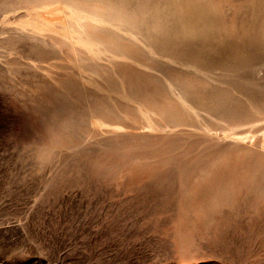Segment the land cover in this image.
<instances>
[{
  "label": "rangeland",
  "instance_id": "1",
  "mask_svg": "<svg viewBox=\"0 0 264 264\" xmlns=\"http://www.w3.org/2000/svg\"><path fill=\"white\" fill-rule=\"evenodd\" d=\"M216 2L232 36L259 38L262 0ZM63 13L0 0V264H264V109L236 107L238 138L230 117L207 134L148 126L176 108L159 66L178 91L210 80L101 58Z\"/></svg>",
  "mask_w": 264,
  "mask_h": 264
},
{
  "label": "bare ground",
  "instance_id": "2",
  "mask_svg": "<svg viewBox=\"0 0 264 264\" xmlns=\"http://www.w3.org/2000/svg\"><path fill=\"white\" fill-rule=\"evenodd\" d=\"M154 1L28 0L37 9L60 8L63 14L69 16L67 17L69 37L76 42L77 46L85 45L88 50L100 55L101 58L114 60L120 56H127L142 60L140 57L142 55L146 57V61L153 60L168 68H173L174 64L179 65L182 71L190 68L193 74L210 80V88L208 86L209 89L204 91L198 83L186 81V74L180 72L179 80L186 81V86L184 85L178 91L173 85L174 82L170 80V73H164L163 68L159 66L158 69L163 71L159 79L163 78L160 81L165 82V90L176 97L174 98L176 108L170 111L168 117L170 123L164 124L152 119L147 124L148 126L166 131L172 126L184 125L188 129L199 130L207 134L214 131L208 126L209 122L216 119L228 120L229 117L233 120L238 105L245 108L249 106L250 110L257 108L256 106L264 109V87L256 85L257 83L254 84L253 81L254 75L256 76L255 72L260 69L263 71L262 67H264V0H262V5L257 2L262 7L257 11L261 13L260 17H263L261 22L262 18L260 20L257 16L256 21L261 22L259 26L256 25L257 23L249 25V16L247 18L249 20L245 23L246 27L250 26L247 29L248 32L252 29V24L259 28H257L259 30L257 41L250 40L253 37H245L246 31L240 36L242 40L235 38L236 35L232 36L238 28L233 31L223 23L217 6H215L217 5L216 0ZM243 9L248 12L247 6ZM249 11L252 10L249 9ZM239 15L241 16L240 13ZM237 20L239 21L240 18ZM236 24L239 25V23ZM242 25L245 26L244 23ZM243 26L240 27L244 29ZM255 26H253L255 29H252L254 35L257 32ZM127 42L134 43L135 48L138 46L141 54L133 55L132 52L127 51L129 45ZM148 63L150 62H146ZM234 90L240 95L236 96ZM260 97L262 101L258 100ZM262 118L264 119V115ZM98 119L102 124L110 126L116 124L102 117ZM236 123L237 127L230 130L229 135L238 138L245 132L239 126H245L251 123V120L241 119L236 120Z\"/></svg>",
  "mask_w": 264,
  "mask_h": 264
}]
</instances>
